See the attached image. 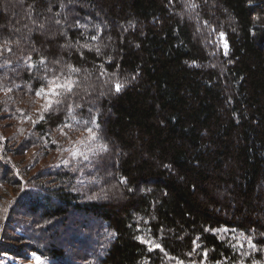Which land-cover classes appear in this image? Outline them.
<instances>
[{
  "label": "trees",
  "instance_id": "1",
  "mask_svg": "<svg viewBox=\"0 0 264 264\" xmlns=\"http://www.w3.org/2000/svg\"><path fill=\"white\" fill-rule=\"evenodd\" d=\"M32 148L71 163L35 176ZM0 184L42 224L15 257L69 264L40 234L79 225L99 264L264 263V0H0Z\"/></svg>",
  "mask_w": 264,
  "mask_h": 264
},
{
  "label": "rangeland",
  "instance_id": "2",
  "mask_svg": "<svg viewBox=\"0 0 264 264\" xmlns=\"http://www.w3.org/2000/svg\"><path fill=\"white\" fill-rule=\"evenodd\" d=\"M12 1V0H11ZM221 41L223 44V37H221ZM10 129H6L7 132H5V135H10L11 131ZM9 132V133H8ZM85 132L77 133L74 135L76 139H74L75 142H78L82 136H85L87 138L91 137L92 132L89 134V132L84 135ZM86 150H91L89 146H86ZM44 153V151H38V153L34 154V149L32 148L30 152L27 155H24L22 163L20 161H17V165L21 164V166L26 165L28 162H32L34 165H32L29 168L30 174H34L35 176H38V172H41L43 170H50L53 166H64L68 167V163H71V154H73V151H67L65 152L64 149L58 151V152H51ZM19 157H15L14 160H19ZM75 160L80 159H89L88 153H84L83 151H78L74 155ZM74 168V166L72 167ZM88 172H92V168L87 169ZM1 174H3L1 172ZM46 174V173H45ZM85 172L84 169H81L77 172L76 179H75V186L77 189L87 190L86 192L90 191L89 188H82L81 184L83 179L85 178ZM33 182V181H32ZM39 181L34 182V184H37ZM23 187V183H22ZM20 189L18 187H13L9 184H0V247L2 244H4L7 241V238L9 236L7 228L13 229L15 227V224L19 223V227L15 228L13 231L14 234H20L21 232H26L28 235H32L33 230L37 229L42 224H37L34 222V217H21L18 214H13L12 212V206L11 202L13 201L14 197L17 196ZM85 229L79 225L74 227L69 233L67 232L65 234V230L63 229H53L49 233H41V237L43 235V238L48 240V236H52L57 232L58 234H63L69 238L68 244L66 245L65 250L70 254V260L69 264H99L98 260L95 257V253L86 252L84 255H78V252H80V249L82 246L77 243L79 239L85 236ZM89 232H92L89 230ZM107 233L106 230H103V234ZM97 234V233H96ZM102 232L97 234V236H101ZM109 236V234H108ZM9 242V241H7ZM77 245V247H76ZM38 248H42V245L35 244ZM100 245H96V250L99 251ZM69 250L72 252H69ZM66 252V253H67ZM23 258L15 257L12 255H9L5 252H0V264H49V258L46 255L39 254L37 252H34L32 250H28L25 252ZM68 264V263H64ZM191 264H211V263H205V262H199V263H191ZM256 264H264V263H256Z\"/></svg>",
  "mask_w": 264,
  "mask_h": 264
},
{
  "label": "snow or ice",
  "instance_id": "3",
  "mask_svg": "<svg viewBox=\"0 0 264 264\" xmlns=\"http://www.w3.org/2000/svg\"><path fill=\"white\" fill-rule=\"evenodd\" d=\"M195 5H193L194 7ZM223 35V34H221ZM225 47H227V45L225 44ZM51 87L48 89V93L52 96H56V95H59V92H58V89H61V88H65L67 89V91H71V84H59V83H56L55 80L53 81H50L49 82ZM121 88V85L117 84L116 85V90L119 91ZM44 92V89H41L39 92H37V95H41L42 93ZM56 103H59V101H55ZM53 103V101H49L48 102V107L51 106V104ZM47 110V109H46ZM41 119H43V117H41ZM88 131L91 133V129H88ZM94 136V134H93ZM138 239H141L142 242L144 243H150L149 241H146V240H143V238H139ZM155 247H159V245H155Z\"/></svg>",
  "mask_w": 264,
  "mask_h": 264
}]
</instances>
